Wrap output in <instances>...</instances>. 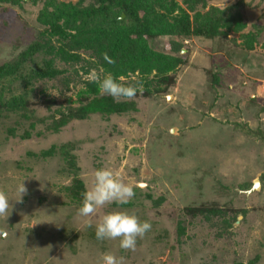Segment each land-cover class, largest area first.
Wrapping results in <instances>:
<instances>
[{
  "label": "rangeland",
  "instance_id": "obj_1",
  "mask_svg": "<svg viewBox=\"0 0 264 264\" xmlns=\"http://www.w3.org/2000/svg\"><path fill=\"white\" fill-rule=\"evenodd\" d=\"M234 1L206 0L198 8ZM244 2L240 32L184 40L187 63L169 72L168 86L138 92L134 110L91 114L53 130L50 114L64 109L66 98L76 106L83 83L64 89L52 82L56 87L49 83L32 98L34 117L0 119V191L11 204L0 217V264H103L106 252L122 264H264V0ZM36 10L0 5V64L37 36ZM257 31L245 48L241 35ZM207 69L215 73L212 84ZM43 99L56 104L45 108ZM61 144L71 145L84 190L95 169L108 167L133 186L132 201L81 217L77 201L60 190L71 182L67 165L43 153ZM256 178L260 187L251 190ZM21 182L27 191L17 201ZM112 210L151 222L135 251L95 238L96 221Z\"/></svg>",
  "mask_w": 264,
  "mask_h": 264
},
{
  "label": "trees",
  "instance_id": "obj_2",
  "mask_svg": "<svg viewBox=\"0 0 264 264\" xmlns=\"http://www.w3.org/2000/svg\"><path fill=\"white\" fill-rule=\"evenodd\" d=\"M4 4L23 10L24 5L35 7L40 28L37 36L12 59L0 64V119L15 118L20 122L34 117L32 98L37 90L44 93L49 83L57 82L64 89L83 83L76 93V106L66 98V107L50 114L53 130L71 119L135 109L132 101L116 103L110 96L102 95L97 85L83 79L82 74L92 69L99 74L110 72L125 84H143L144 93L148 94L154 87L168 86L175 68L187 63L181 54L184 40L211 39L240 32L245 26L244 0L223 7L210 6L205 11L198 7L204 8L206 0H0V5ZM260 35V31L241 35L244 47L251 49ZM160 36L167 38L159 41ZM82 52H88L89 58ZM102 52H107L115 63H106ZM205 72L212 77V84L215 73L210 69ZM135 73L138 79L132 80L130 76ZM51 86L56 87L55 83ZM39 104L47 108L56 101L43 99ZM9 133H14V127ZM23 135L28 136L29 130L25 129ZM70 148L69 144L58 148L52 145L43 153H57L64 160L72 178L60 190L77 201L79 209L84 186L77 176Z\"/></svg>",
  "mask_w": 264,
  "mask_h": 264
},
{
  "label": "clouds",
  "instance_id": "obj_3",
  "mask_svg": "<svg viewBox=\"0 0 264 264\" xmlns=\"http://www.w3.org/2000/svg\"><path fill=\"white\" fill-rule=\"evenodd\" d=\"M104 61L108 64L115 63L107 52L101 53ZM90 83H95L102 95L110 96L116 103L131 102L143 88L137 84H125L114 77L110 72L98 74L91 71L88 77ZM26 188L21 182L17 186L19 201ZM82 201L78 209L81 217L88 218L95 214L98 209L108 205H128L135 196L131 184L125 183L120 176L111 168L99 167L93 172V182L90 187L86 186L81 194ZM11 211V204L7 195L0 191V217H7ZM48 222V221H41ZM37 222L35 224L41 223ZM33 224V225H35ZM87 227H93L92 221L85 220ZM152 229L148 220H140L135 214L123 210L105 212L98 218L94 225L95 238L98 241H118V247L122 250L135 251L137 239L143 238ZM103 264H122V258L106 252L101 257Z\"/></svg>",
  "mask_w": 264,
  "mask_h": 264
},
{
  "label": "water",
  "instance_id": "obj_4",
  "mask_svg": "<svg viewBox=\"0 0 264 264\" xmlns=\"http://www.w3.org/2000/svg\"><path fill=\"white\" fill-rule=\"evenodd\" d=\"M260 187V181L258 178L254 179L253 183H252V188L251 190H255L256 188H259Z\"/></svg>",
  "mask_w": 264,
  "mask_h": 264
}]
</instances>
